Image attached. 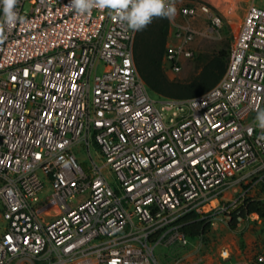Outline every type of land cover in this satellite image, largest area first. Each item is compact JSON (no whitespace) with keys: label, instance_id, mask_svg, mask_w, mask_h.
I'll list each match as a JSON object with an SVG mask.
<instances>
[{"label":"built area","instance_id":"obj_1","mask_svg":"<svg viewBox=\"0 0 264 264\" xmlns=\"http://www.w3.org/2000/svg\"><path fill=\"white\" fill-rule=\"evenodd\" d=\"M68 2L18 0V21H0V264H164L155 247H188L190 237L194 248L165 264H264V243L240 259L228 244L207 252V232L184 229L264 217L247 211L264 210V133L254 122L264 110V4L246 0L212 88L156 100L134 59L139 31L114 12L81 14ZM180 12L222 26L208 4ZM196 33L191 24L176 33L165 55L172 71L194 56ZM46 181L52 193L42 198ZM52 199L57 215L44 220L38 209Z\"/></svg>","mask_w":264,"mask_h":264},{"label":"rangeland","instance_id":"obj_2","mask_svg":"<svg viewBox=\"0 0 264 264\" xmlns=\"http://www.w3.org/2000/svg\"><path fill=\"white\" fill-rule=\"evenodd\" d=\"M199 3L208 4L219 12L222 16L221 27L213 29L210 25V20H208V18L203 14H200L195 18H188L181 14L180 8L183 5ZM257 3L259 5L264 4L260 0H257ZM241 6L244 9H241ZM245 6L246 0H176L177 14L174 19L170 20L166 40V53L172 43H177L179 41L176 33L179 31L182 32L183 26L191 24L197 30L195 39L191 44V48L194 50L195 54L192 58L182 61L180 70L178 72H174L170 69L169 63L165 58V53L162 66L168 79L175 82H189L201 73L205 63L209 61V59L219 54L222 50H231L234 38L240 29ZM136 55L138 56L141 66L146 67L144 48L141 46L137 47L135 44V58ZM150 92L152 97L156 100L170 98L156 93L151 89ZM73 151L85 168H88L91 165L88 152L82 145H76L73 148ZM91 151L93 157L99 162V164H102L104 158H98V148L92 146ZM105 172L108 173V168L105 169ZM110 178L114 182L115 177L112 175ZM46 185V190L41 193L42 198L52 193L51 184L46 181ZM231 197L232 191L230 190L226 193V198ZM55 205L56 203L54 199L46 201L43 207H39V215L44 220H51L55 218L57 215ZM1 213L2 206L0 203V235L7 225V222L3 219ZM206 232L207 234L204 237V240L207 252L217 253L218 248L222 244H228L231 245L236 258L241 259L244 256L249 257L254 254L259 245L264 243V217L261 222L257 220H248L242 222L241 224H237L235 227H231L230 224H225L218 218L216 219V224L214 226L212 225ZM190 240L191 244L188 247H183L178 242L169 247L160 243L155 247V254L160 262L164 264L171 263L178 256L187 254L190 249L194 248L195 243L197 244L199 242L196 237H190ZM234 261L235 258L232 259V262ZM24 264L44 263L36 260L34 263L25 262Z\"/></svg>","mask_w":264,"mask_h":264},{"label":"trees","instance_id":"obj_3","mask_svg":"<svg viewBox=\"0 0 264 264\" xmlns=\"http://www.w3.org/2000/svg\"><path fill=\"white\" fill-rule=\"evenodd\" d=\"M241 9L244 8L241 6ZM244 14L245 10L243 17ZM169 24L170 20L168 19L154 18L145 29L138 32L136 45L137 47L141 46L144 48L146 57V67H143L136 55L134 59H136L138 69L148 87L161 95L182 99L202 94L212 88L224 75L229 63L231 50H222L219 54L209 59L205 63L201 73L191 81H171L166 76L162 66L163 57L166 53ZM247 211L248 213L259 212L262 215L264 214L263 208L257 203H251ZM193 216L194 214H189L185 219H191ZM236 223L237 221L233 220L231 227H235ZM184 229L187 234L195 236L206 232L209 229V224L204 225L203 221L195 220L187 223Z\"/></svg>","mask_w":264,"mask_h":264},{"label":"clouds","instance_id":"obj_4","mask_svg":"<svg viewBox=\"0 0 264 264\" xmlns=\"http://www.w3.org/2000/svg\"><path fill=\"white\" fill-rule=\"evenodd\" d=\"M18 0H0V21L15 24ZM71 10L86 14L99 7L115 13L133 32L145 29L154 18L174 19L177 14L176 0H69ZM256 127L264 133V110H258L254 119Z\"/></svg>","mask_w":264,"mask_h":264}]
</instances>
